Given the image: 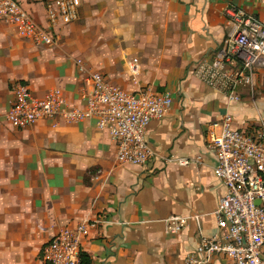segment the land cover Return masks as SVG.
<instances>
[{
  "label": "crops",
  "instance_id": "crops-1",
  "mask_svg": "<svg viewBox=\"0 0 264 264\" xmlns=\"http://www.w3.org/2000/svg\"><path fill=\"white\" fill-rule=\"evenodd\" d=\"M20 1L47 24V0ZM230 4L264 20L262 0H164L168 41L150 63L133 57L141 66L137 81L129 54L121 75L102 65L100 70L125 89L173 92L169 113L147 126L153 155L144 165L119 162L115 141L94 118L20 129L6 116L14 101L11 85L18 80L38 96L59 87L80 103L75 60L92 64L75 55L76 46L65 48L63 36L82 14L87 17V0H81L78 20L60 26L50 45L19 36L0 19V264H47L43 244L62 227L86 220L100 219L83 238L81 264H184L202 237L226 232L215 211L227 186L214 173L217 152L207 145L208 124L226 110L249 116L238 120L250 124L264 120L258 110L264 96L248 93L228 105L222 91L195 74L201 59L221 48L234 27L225 13ZM71 37L77 40L76 34ZM175 216L186 217V223L171 232L168 219ZM204 258V264H235L222 253Z\"/></svg>",
  "mask_w": 264,
  "mask_h": 264
},
{
  "label": "built area",
  "instance_id": "built-area-1",
  "mask_svg": "<svg viewBox=\"0 0 264 264\" xmlns=\"http://www.w3.org/2000/svg\"><path fill=\"white\" fill-rule=\"evenodd\" d=\"M264 6V0H262ZM81 0H47V24L39 23L20 0H0V19L16 33L36 44L57 42L56 30L79 18ZM225 13L234 23L224 45L211 56H204L195 69L200 79L228 98V105L240 101L239 88L254 81L253 67L259 59L264 64V20L243 8L229 5ZM80 84L76 87L80 103H72L59 87L36 95L24 81L11 85L14 101L6 112L10 123L25 129L39 122L72 123L94 118L117 146V160L123 164L144 165L153 155L146 138L149 122L169 113L173 92L142 86L128 90L114 83L99 68L75 60ZM128 66L133 75L141 70L132 58ZM245 116V115H244ZM233 110L209 122L206 140L217 152L214 173L227 191L215 211L218 225L225 233L202 237L197 251L188 253L184 264H204V255L222 253L235 264H264V120L240 121ZM263 119V118H260ZM184 164L188 159H179ZM259 201V202H257ZM169 229L177 232L186 217L170 219ZM98 220L66 225L42 246L47 264H81L82 241Z\"/></svg>",
  "mask_w": 264,
  "mask_h": 264
},
{
  "label": "rangeland",
  "instance_id": "rangeland-1",
  "mask_svg": "<svg viewBox=\"0 0 264 264\" xmlns=\"http://www.w3.org/2000/svg\"><path fill=\"white\" fill-rule=\"evenodd\" d=\"M87 2L88 8L85 12L87 17L82 14L80 20L72 23L69 33L63 36L65 48L70 47L72 50L77 47L75 55L81 54L89 59L92 66L102 69L103 65L108 72H111L109 68H112L121 75L127 68L124 65L125 54H129V58L138 56L145 64L163 53L168 41V29H165L164 24V0H87ZM75 34L76 41L71 39ZM252 70L253 84L240 87L239 102L242 101L241 96L248 93L253 95V98L264 96L262 59L256 62ZM132 76L137 81L136 75ZM258 110L262 112L264 118V105L259 103ZM243 117L250 119L249 116Z\"/></svg>",
  "mask_w": 264,
  "mask_h": 264
},
{
  "label": "water",
  "instance_id": "water-1",
  "mask_svg": "<svg viewBox=\"0 0 264 264\" xmlns=\"http://www.w3.org/2000/svg\"><path fill=\"white\" fill-rule=\"evenodd\" d=\"M257 202H259V201H257Z\"/></svg>",
  "mask_w": 264,
  "mask_h": 264
},
{
  "label": "trees",
  "instance_id": "trees-1",
  "mask_svg": "<svg viewBox=\"0 0 264 264\" xmlns=\"http://www.w3.org/2000/svg\"><path fill=\"white\" fill-rule=\"evenodd\" d=\"M83 256V255H82Z\"/></svg>",
  "mask_w": 264,
  "mask_h": 264
}]
</instances>
